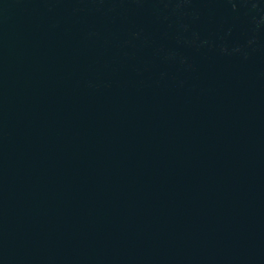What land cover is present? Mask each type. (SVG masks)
Returning <instances> with one entry per match:
<instances>
[{
    "label": "water",
    "instance_id": "water-1",
    "mask_svg": "<svg viewBox=\"0 0 264 264\" xmlns=\"http://www.w3.org/2000/svg\"><path fill=\"white\" fill-rule=\"evenodd\" d=\"M0 264H264V0H0Z\"/></svg>",
    "mask_w": 264,
    "mask_h": 264
}]
</instances>
